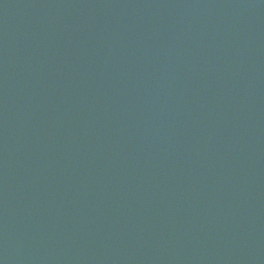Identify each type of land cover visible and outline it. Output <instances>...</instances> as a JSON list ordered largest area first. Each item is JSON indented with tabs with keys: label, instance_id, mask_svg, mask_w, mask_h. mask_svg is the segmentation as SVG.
Returning a JSON list of instances; mask_svg holds the SVG:
<instances>
[{
	"label": "water",
	"instance_id": "1",
	"mask_svg": "<svg viewBox=\"0 0 264 264\" xmlns=\"http://www.w3.org/2000/svg\"><path fill=\"white\" fill-rule=\"evenodd\" d=\"M0 264H264V0H0Z\"/></svg>",
	"mask_w": 264,
	"mask_h": 264
}]
</instances>
